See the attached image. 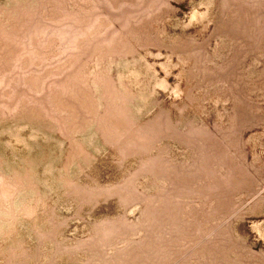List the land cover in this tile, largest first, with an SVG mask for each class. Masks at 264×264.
Returning <instances> with one entry per match:
<instances>
[{"label":"rangeland","instance_id":"374dc122","mask_svg":"<svg viewBox=\"0 0 264 264\" xmlns=\"http://www.w3.org/2000/svg\"><path fill=\"white\" fill-rule=\"evenodd\" d=\"M0 264H264V0H0Z\"/></svg>","mask_w":264,"mask_h":264}]
</instances>
